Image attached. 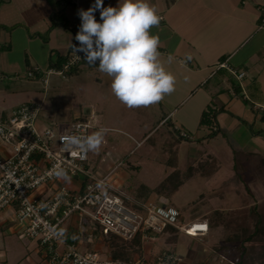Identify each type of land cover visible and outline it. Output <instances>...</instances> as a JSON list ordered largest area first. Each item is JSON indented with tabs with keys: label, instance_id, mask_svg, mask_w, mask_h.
Wrapping results in <instances>:
<instances>
[{
	"label": "crops",
	"instance_id": "obj_1",
	"mask_svg": "<svg viewBox=\"0 0 264 264\" xmlns=\"http://www.w3.org/2000/svg\"><path fill=\"white\" fill-rule=\"evenodd\" d=\"M94 3L95 0H0V72L7 76L0 79L3 114L21 103L36 102L46 113L39 114L41 127L88 118L96 124L95 128H106L104 124L110 121L112 104L120 101L111 91V78L98 70V61L92 67L83 60L66 79H74L73 84L79 87L85 77L90 86L96 87L100 107L96 114L86 111L84 115L76 111L68 118L66 113H55L51 98L55 91L63 88L57 76L50 77L47 85L41 81L42 75L35 79L17 76L34 66L45 70L61 63L72 49L70 42H77L73 29L81 24L78 10H87ZM118 3L119 0H103L105 7H115ZM149 3L159 9L160 23L151 28L150 33L159 38L160 60L165 69L176 77L175 91L148 107L129 109L120 102L119 114L113 119L122 124L131 121L138 127L150 126L149 131L141 133L139 143L144 140L146 143L156 128L158 132L167 124L179 135L181 131L188 133V137L180 135L183 142L176 144L178 164L169 166L166 176L176 169L185 173L207 159L216 161L218 169L210 173L215 175L223 158L231 160L230 173L235 175L236 153L243 166L261 163L264 160V122L261 119L264 112V28H260V23L264 0H149ZM94 15L100 21L99 11ZM60 16L67 25L54 23L53 18ZM169 56L173 58L171 63ZM189 56L191 59L187 58ZM224 62L228 67L220 66ZM240 72L245 73L243 78L239 77ZM206 111L214 113L209 125L202 124ZM213 130H218V134L210 138ZM188 139L192 140L188 142ZM182 147L188 162L183 165L179 163ZM206 175V171L198 168L178 188L191 179L211 180ZM74 179L70 188L82 189L86 180ZM61 182L66 185L68 179L61 178ZM235 187L240 191L237 185ZM247 187L253 191L251 186ZM247 187L243 186L242 196L233 193L224 204H210V200L217 197L201 195L199 204L202 207L193 204L196 211L191 221L208 222L209 231L191 236L170 227L166 232L143 240L141 256L153 261L163 251L170 250L181 256V264H237L223 246L224 227H214L209 216L215 210H241L256 205L255 199L247 197ZM182 221L187 222L183 214ZM0 223L8 224V221L3 217ZM27 245L41 257L35 242L27 241Z\"/></svg>",
	"mask_w": 264,
	"mask_h": 264
},
{
	"label": "built area",
	"instance_id": "obj_2",
	"mask_svg": "<svg viewBox=\"0 0 264 264\" xmlns=\"http://www.w3.org/2000/svg\"><path fill=\"white\" fill-rule=\"evenodd\" d=\"M261 12L260 28H264V4ZM79 26L73 29L75 35ZM75 45L79 46L78 42ZM83 60V53L71 49L61 63L45 70L34 66L17 76L35 79L42 75L41 81L47 85L52 76L68 79ZM220 66L228 67L225 62ZM238 75L243 78L245 73ZM6 77L0 72L1 80ZM41 110L40 104H24L0 116V214L8 207L16 209L18 220L25 226V237L39 246L42 264H181V256L170 250L153 261L144 256L113 258L98 249L82 251L83 240L91 236L97 239L115 234L129 242L141 234L145 240L151 232L161 234L168 226L198 236L209 231V224L198 220L183 222L177 208L153 201L141 203L140 209L130 207L122 196L102 188L108 175L97 179L88 174L84 163L89 160V152L72 156L62 147L63 135H89L91 120L79 119L58 132L52 126L38 124ZM168 119L169 116L164 121ZM180 135L189 136L185 131ZM58 167L87 183L80 190L58 185ZM41 187V195H30ZM92 223L100 227V232H93L97 228Z\"/></svg>",
	"mask_w": 264,
	"mask_h": 264
},
{
	"label": "rangeland",
	"instance_id": "obj_3",
	"mask_svg": "<svg viewBox=\"0 0 264 264\" xmlns=\"http://www.w3.org/2000/svg\"><path fill=\"white\" fill-rule=\"evenodd\" d=\"M60 78L58 83L63 88L61 87L55 91L56 93L51 98L53 111L58 114L66 113L68 118H72L76 111L82 112L84 115H86V111L88 113L93 111L96 114L100 108L97 104L98 95L96 94V87L90 86L89 79L82 77L83 85L78 87L73 84L74 79L71 78L69 81H64ZM32 103L38 104L36 102H24L17 106ZM119 105L120 102L112 104V108L109 111L110 121L104 124L108 128L105 142L98 152H89V160L84 163L88 174L95 173L94 175L97 179L103 178L110 172L102 188L106 187L111 192L122 196L127 204L134 209H138V203H148L150 201L157 202L160 205L175 207L183 214L185 221L188 222L192 219V213L196 211L192 207L193 204L194 206L197 205L198 208L202 207L199 204L201 195L217 197L210 200V204H224L233 196V193H240L239 195L242 196L244 185L246 187L251 186L253 191L249 189L247 197L255 199L257 204L251 208L245 206L241 210L237 208L229 210L227 213L232 217H228L231 224L228 223L227 228L230 232H235L239 229V225L241 227H253L256 214L264 212V165H261L260 162H253L245 167V172L241 174L242 177H238V175L230 173L232 170L231 160L223 158L220 170L214 175L210 173H214L218 169V165L215 160L210 161V159H207L202 161L204 164L203 170L207 172L206 176L208 178L210 176L211 180L200 182L197 178H190L191 180L181 189L178 187L174 188L166 181V171L169 166L178 164L176 144L183 142V138L167 124L162 129H159L158 132H156V128L150 134L146 143L145 140L139 143L142 139L141 133L149 131L151 127H138L131 121L123 124L115 121L113 118L119 114L117 111V106ZM3 110L4 108L0 106V116L3 114ZM43 110L41 114H46ZM101 110L103 111V109ZM54 123L57 124L51 126L59 132L69 127L73 122ZM92 123L94 126L90 130L89 135L100 129L95 128L96 124ZM189 140L192 139H188V142ZM183 150V147L180 148L179 163L182 165L188 163ZM198 165L199 163L196 164L197 169L199 168ZM67 176L70 179H68L66 186L70 188L75 179L72 176ZM77 179H80V176H77ZM56 183L58 185L62 184L61 178L57 179ZM235 185L240 188V191ZM42 191L43 187L30 192V195H41ZM223 197L226 198L223 199ZM16 213V209L8 207L0 214V221H2L3 217L8 221V224L0 225V253H4V256H0V262L5 264H41L40 254L36 250H30L27 245V241L31 240L26 239L24 235L25 226L18 220ZM92 225L100 232L99 226L93 223ZM151 234L159 235L160 233L151 232ZM263 243L264 241L257 240L249 244V259L254 264H264V259L258 255L260 252L259 248L262 247ZM82 246V251L84 252L98 249L104 256L110 255L111 244L105 236L97 239L91 236L83 240ZM238 249L239 244L236 243L230 247L227 254L234 258L239 253Z\"/></svg>",
	"mask_w": 264,
	"mask_h": 264
},
{
	"label": "clouds",
	"instance_id": "obj_4",
	"mask_svg": "<svg viewBox=\"0 0 264 264\" xmlns=\"http://www.w3.org/2000/svg\"><path fill=\"white\" fill-rule=\"evenodd\" d=\"M97 11L102 22L95 18ZM158 13L149 0H119L115 7L95 0L87 10L77 13L81 24L75 40L79 46L70 42V47L84 54L87 65L95 67L99 62L98 70L111 78L113 95L129 109L155 105L175 91L176 77L165 69L158 51L159 38L150 33L160 23ZM172 59L169 56L168 62ZM107 131L101 128L86 136L63 135L62 147L72 156L98 152ZM55 175L70 179L63 168L58 167Z\"/></svg>",
	"mask_w": 264,
	"mask_h": 264
},
{
	"label": "trees",
	"instance_id": "obj_5",
	"mask_svg": "<svg viewBox=\"0 0 264 264\" xmlns=\"http://www.w3.org/2000/svg\"><path fill=\"white\" fill-rule=\"evenodd\" d=\"M62 16L53 18L54 23H62L66 24L63 19H61ZM67 25V24H66ZM78 67V66H77ZM77 67L75 69H77ZM74 69V70H75ZM73 70V71H74ZM214 113L211 111H206L203 114L202 117V124L209 125L211 124V118ZM262 121L264 122V112L261 117ZM218 134V130H213L212 133H210V138L214 137ZM235 171L236 175L238 177H242L241 174H243L245 171V167L241 164V160L237 158V153L235 155ZM204 161V160H203ZM203 163L202 161L199 162V168L203 169ZM261 165H264V160L261 161ZM197 170L196 166L188 168V171L185 173H182L180 170L176 169L174 172H172L170 175L166 177V181L173 185L174 187H178L180 184L184 182L185 179L191 176V174ZM243 172V173H242ZM87 183V180L85 184ZM249 190V187L247 188ZM127 203V202H126ZM141 203H138V209H140ZM130 206V205H129ZM255 206V205H254ZM228 211L224 210H215L212 212V214L209 216L210 223L214 225V227L217 226H223L224 227V236H225V244L223 245L226 250H229L231 246L234 244H239V253L236 257L232 258L237 264H254L253 261L249 259V244L252 242H256L257 240L264 241V212L263 213H255L256 219H254V225L252 228L250 227H241L238 226L239 229H237L235 232H230V230L227 228L228 223L231 221L228 219L231 215L227 213ZM232 217V216H231ZM231 224V223H230ZM170 227L168 226L164 232H166ZM176 228V227H175ZM241 228V229H240ZM94 233H98V230H94ZM151 235H157V234H151ZM108 241L111 244V250H110V256L113 258H123V259H132L136 256L142 255V237L141 234H138L132 241H125L123 238L119 237L118 235L112 234L111 236L107 237ZM256 240V241H255ZM252 247V246H251ZM260 249V252L258 255L262 259H264V243Z\"/></svg>",
	"mask_w": 264,
	"mask_h": 264
}]
</instances>
